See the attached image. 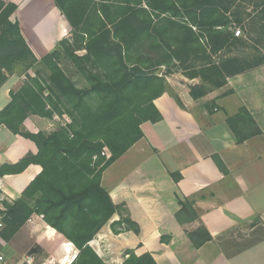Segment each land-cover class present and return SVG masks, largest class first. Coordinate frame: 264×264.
Segmentation results:
<instances>
[{
  "label": "crops",
  "instance_id": "1",
  "mask_svg": "<svg viewBox=\"0 0 264 264\" xmlns=\"http://www.w3.org/2000/svg\"><path fill=\"white\" fill-rule=\"evenodd\" d=\"M8 1L18 6L10 19L19 22L36 59L45 58L71 37L73 27L55 0ZM3 73L0 112L11 102V93L25 84L26 76L5 68ZM168 81L175 88L171 78ZM224 87L240 96L258 132L240 141L221 119L207 127V111H202L203 117L195 115L205 101L193 97L189 88L176 89L177 96L165 92L154 99L162 119L143 122V136L104 171V188L140 229L118 234L110 227L100 230L93 246L108 264H114L112 251L123 255L127 249L149 252L158 264H264V67L238 73ZM22 127L33 133L48 131L52 121L30 114ZM37 152L33 140L0 125V172L12 202L23 197L43 170L38 163L21 171L13 165ZM187 201L195 212L193 220H186L182 210L181 202ZM199 227L211 239L193 237ZM111 234L117 250L109 246ZM0 243L5 256L0 264H22L26 254L35 264L50 259L71 264L77 255L74 244L37 212L10 238L1 236Z\"/></svg>",
  "mask_w": 264,
  "mask_h": 264
},
{
  "label": "trees",
  "instance_id": "2",
  "mask_svg": "<svg viewBox=\"0 0 264 264\" xmlns=\"http://www.w3.org/2000/svg\"><path fill=\"white\" fill-rule=\"evenodd\" d=\"M215 2L55 0L73 27L74 37L81 39L73 58L79 64L85 61L90 66L88 73L92 82L88 91L95 93L100 103L92 106L85 98L87 91L72 83L55 64L51 80L73 103L75 124L50 134L24 133L21 128L26 117L30 114L53 117L57 110L51 107L55 103L51 96L44 95L39 82L37 86L25 82L11 93V102L0 112V125L5 124L14 133L30 138L38 147L36 155L23 158L13 169L21 171L31 163H38L43 170L26 188L22 198L7 205L3 238H10L33 212H37L78 249L71 264H107L90 244L118 208L101 184L102 172L143 136L141 124L144 121L162 119L154 99L169 88L163 75L152 71L138 73L137 66H129L127 61L131 58L153 61L157 70L168 63L167 60L205 55L211 32L220 45H225L229 39L224 29L230 20L215 8ZM17 7L12 1L0 0V30L12 34L6 39L7 43L0 45V85L6 79L3 69L9 71L5 60L21 61L23 52L38 60L21 34L19 22L10 19ZM141 47L143 52L139 51ZM79 50L85 53H77ZM132 50L138 53L130 57ZM56 54L55 49L43 59L50 62ZM214 68L220 71L219 67L205 66L209 73ZM191 95L197 98L192 92ZM105 147L110 157L102 154ZM35 194L38 199L32 204ZM181 203L182 210L187 209L195 217L191 202ZM202 229V236L197 231L192 236L199 239L200 235L205 241L211 239L209 232ZM135 232H140L138 224ZM122 264L158 263L149 252L138 255L131 250Z\"/></svg>",
  "mask_w": 264,
  "mask_h": 264
},
{
  "label": "rangeland",
  "instance_id": "3",
  "mask_svg": "<svg viewBox=\"0 0 264 264\" xmlns=\"http://www.w3.org/2000/svg\"><path fill=\"white\" fill-rule=\"evenodd\" d=\"M215 8H218L225 15L226 13H230L228 16L230 20L229 25L224 29V31H227L225 35L229 39L227 43L225 42V45H220L216 35L212 36L213 32H211V37L206 45L207 53L205 55L191 58H186L184 55L183 57L173 59V61L167 60L168 63L159 67L161 70L160 73L157 72L159 69L156 70L157 66L153 65V61H141L131 58L128 59L127 64L129 66L136 65L138 73L152 71L156 72V74L163 75L168 84L170 83L168 78H171L175 88L171 89V84H169L167 92H171V94L175 96H177L175 92L176 89L186 90L189 88L190 93H194L197 98H201V100L205 101L203 105L195 109V115L203 117L202 111L206 110L207 114H205V121L207 127L212 126L214 122L217 123V120L221 119L223 125L230 128L237 136L238 140L242 141L246 135L258 132L259 126L248 108L244 105L240 96L235 93L234 90L228 89L227 87L225 88L224 85L228 81V78H233L238 73L245 72L252 68L264 67V0H216ZM239 28L242 32L240 35H236L234 31ZM11 35L10 32L0 30V36H2V38H0V45L7 43L8 41L6 39H10ZM232 35H234V37H232ZM74 36L75 34L72 30L71 37L57 45L56 58L52 57L50 62L44 59L35 61L31 55L25 52L21 54L23 57L21 61L14 62L11 58L4 61L8 65L10 73L25 74L26 83L37 86V82H39L44 89V95L51 96L53 103H55L52 105L51 109L53 108V110L57 111H55L53 117H48L51 118L52 121L51 130H41L39 132L50 134L54 131H60L68 125L73 126V124H75L74 120L76 119V115L73 113V103H70L67 97L61 94L60 90L51 80L53 74L52 66L55 64L65 72L72 83L78 88L87 91L85 98L92 106L100 103L99 97L95 93L88 91L91 88L92 82V80L89 79L88 73V71H90V66L87 65L85 61L79 64V62L75 61L73 58V53L76 51L75 49L80 46L81 42L79 37ZM211 40L213 42H211ZM135 51L132 50L129 56L132 57L133 55H137L138 52ZM139 51L143 52L144 48L141 47ZM77 53L84 54L85 50H79ZM145 54L146 53H142V55ZM209 64L211 67H219L220 71L218 72L214 68V71L212 70L213 72H207L205 66ZM83 66L86 68L84 69ZM94 71L96 72L97 70ZM224 76L227 77L224 79ZM218 83L223 84L218 85ZM49 102L51 105V99ZM59 110L61 112H59ZM207 115L211 117H207ZM37 126H39L38 123ZM21 131L24 133H33L25 130L23 127ZM72 132L71 130V133ZM104 171L102 172V177ZM102 177L101 184L103 186ZM32 197L31 200L33 204L34 201L38 199V194L32 195ZM183 211L186 214V220L194 219V215L190 211L185 208ZM118 213L120 214V218L116 219ZM109 227L114 234H118L126 230L135 231L137 223L126 214V209L120 205L114 216L101 230H107ZM202 228L203 227H199L196 230L201 236L203 231ZM98 234L90 242L93 248ZM200 235H198V238L202 239ZM110 236L109 246L112 250H117L116 237L112 234ZM75 250L78 254V249ZM131 250L135 252V249H127L122 253L123 255H113L115 252L112 251L111 258L114 259L113 263L122 264L124 262L123 260L129 256ZM138 255H140V252Z\"/></svg>",
  "mask_w": 264,
  "mask_h": 264
},
{
  "label": "built area",
  "instance_id": "4",
  "mask_svg": "<svg viewBox=\"0 0 264 264\" xmlns=\"http://www.w3.org/2000/svg\"><path fill=\"white\" fill-rule=\"evenodd\" d=\"M242 30L239 28L235 31L236 35H240ZM103 155L110 157L111 153L107 147L104 148ZM12 203V198L6 190L5 187V176L0 172V239L2 231L6 227V216L8 212V204ZM5 256L3 253H0V261H3ZM22 264H35L33 256L30 254H26L22 258ZM42 264H56L55 261L52 259L44 261Z\"/></svg>",
  "mask_w": 264,
  "mask_h": 264
},
{
  "label": "water",
  "instance_id": "5",
  "mask_svg": "<svg viewBox=\"0 0 264 264\" xmlns=\"http://www.w3.org/2000/svg\"><path fill=\"white\" fill-rule=\"evenodd\" d=\"M157 72H158V73H160V72H161V70L159 69Z\"/></svg>",
  "mask_w": 264,
  "mask_h": 264
},
{
  "label": "bare ground",
  "instance_id": "6",
  "mask_svg": "<svg viewBox=\"0 0 264 264\" xmlns=\"http://www.w3.org/2000/svg\"><path fill=\"white\" fill-rule=\"evenodd\" d=\"M71 243V242H70ZM74 260V259H73Z\"/></svg>",
  "mask_w": 264,
  "mask_h": 264
}]
</instances>
